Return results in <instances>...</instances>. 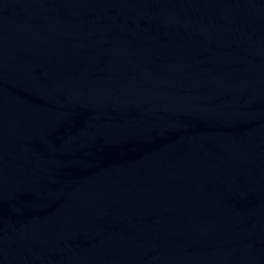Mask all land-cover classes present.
<instances>
[{"label": "water", "instance_id": "1", "mask_svg": "<svg viewBox=\"0 0 264 264\" xmlns=\"http://www.w3.org/2000/svg\"><path fill=\"white\" fill-rule=\"evenodd\" d=\"M0 264H264V0H0Z\"/></svg>", "mask_w": 264, "mask_h": 264}]
</instances>
